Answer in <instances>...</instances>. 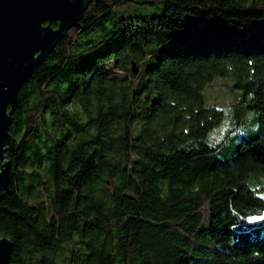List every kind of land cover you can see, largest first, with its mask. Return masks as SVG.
<instances>
[{"label": "trees", "instance_id": "16d2710c", "mask_svg": "<svg viewBox=\"0 0 264 264\" xmlns=\"http://www.w3.org/2000/svg\"><path fill=\"white\" fill-rule=\"evenodd\" d=\"M16 92L11 264H264V0H90Z\"/></svg>", "mask_w": 264, "mask_h": 264}, {"label": "water", "instance_id": "95a60500", "mask_svg": "<svg viewBox=\"0 0 264 264\" xmlns=\"http://www.w3.org/2000/svg\"><path fill=\"white\" fill-rule=\"evenodd\" d=\"M90 0H0V198L9 186L11 109L19 87L82 16ZM56 22V26L50 24ZM133 72L137 68L133 65ZM11 241L0 235V264H11Z\"/></svg>", "mask_w": 264, "mask_h": 264}, {"label": "rangeland", "instance_id": "374dc122", "mask_svg": "<svg viewBox=\"0 0 264 264\" xmlns=\"http://www.w3.org/2000/svg\"><path fill=\"white\" fill-rule=\"evenodd\" d=\"M226 81V79H217L213 81L205 90L206 96L216 103H224L226 105L228 99H230L228 88L225 84ZM206 104L209 105L207 101Z\"/></svg>", "mask_w": 264, "mask_h": 264}]
</instances>
